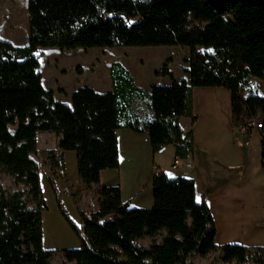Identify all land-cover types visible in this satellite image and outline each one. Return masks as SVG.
I'll list each match as a JSON object with an SVG mask.
<instances>
[{"label": "trees", "instance_id": "trees-1", "mask_svg": "<svg viewBox=\"0 0 264 264\" xmlns=\"http://www.w3.org/2000/svg\"><path fill=\"white\" fill-rule=\"evenodd\" d=\"M27 12L25 45L0 38V264H264V245L214 242L212 213L195 200L190 177L157 170L149 207L129 206L117 186L99 182L100 169L118 165L120 127L146 132L152 152L170 143L178 157L190 153V131L177 120L194 119L195 86L230 91L233 127L262 123L264 159V94H241L251 78L264 80V0H27ZM120 45L187 47L186 76L144 90L111 61V89L79 85L69 104L43 85L37 47ZM134 101H145L150 116H132ZM41 131L56 140L42 151L43 164L62 170L61 151L75 150L82 195L93 201L87 211L77 205L80 227L59 206L76 248L42 246L45 203L34 159Z\"/></svg>", "mask_w": 264, "mask_h": 264}, {"label": "crops", "instance_id": "crops-1", "mask_svg": "<svg viewBox=\"0 0 264 264\" xmlns=\"http://www.w3.org/2000/svg\"><path fill=\"white\" fill-rule=\"evenodd\" d=\"M74 88L62 92L66 100L55 98L69 104ZM93 88L102 92L110 90L111 84L107 89ZM192 107L193 120L190 116H180L177 120L185 133L190 131L192 150L179 157L175 168L171 167L175 156L173 144H165L152 152L146 132L120 127L116 130L118 165L100 169V184L117 186L121 200L129 206L149 207L153 203L152 177L157 170L169 177H190L194 182L195 200H203L212 213L216 244L264 245V159L259 131L232 126L231 94L225 87L195 86ZM150 114L145 101L133 102L132 116L143 118ZM54 146L53 131L37 133L38 149ZM68 151L62 150L61 155L67 152L76 160L75 150ZM61 162L64 163L63 157ZM49 172L48 178L54 184L58 179L63 180L64 193L76 196L82 193L83 186L77 175L68 182L65 168ZM78 225H81L80 214ZM75 245L79 246V239Z\"/></svg>", "mask_w": 264, "mask_h": 264}, {"label": "rangeland", "instance_id": "rangeland-1", "mask_svg": "<svg viewBox=\"0 0 264 264\" xmlns=\"http://www.w3.org/2000/svg\"><path fill=\"white\" fill-rule=\"evenodd\" d=\"M0 38L20 46L28 42L27 0H0ZM204 50H206L204 47L196 46V51ZM188 52L187 47L180 45H120L70 49L50 46L37 47L34 51L40 61L38 70L43 85L55 92L54 97L63 100H66L63 91L79 85H89L99 89L109 88L112 84L109 76L111 61L122 64L141 88H148L152 83L179 80L186 76L183 71L185 63L182 59L188 55ZM163 67L167 69V73L161 72ZM248 88L264 94V80L251 78L241 94L245 95ZM43 150L38 149V153L34 156L41 167L40 185L45 203L41 213L43 248H76V241L78 242L76 234L65 220L59 206L67 217L80 227L77 205L87 211L93 201L82 195L83 191L77 196L74 193H64L63 180L58 179L55 184L53 183L54 187L50 185L49 180L52 179L48 178L49 169L43 164ZM66 150H69L68 153H74V150ZM66 153L61 156L64 159L63 168L66 178L70 182L77 175L76 160Z\"/></svg>", "mask_w": 264, "mask_h": 264}, {"label": "built area", "instance_id": "built-area-1", "mask_svg": "<svg viewBox=\"0 0 264 264\" xmlns=\"http://www.w3.org/2000/svg\"><path fill=\"white\" fill-rule=\"evenodd\" d=\"M240 129H255L257 131L260 130V128H262V123H260V121H257L255 119H250L247 124L245 126H241L239 127ZM260 134V133H259ZM260 139H262V135L260 134ZM179 162V157L177 155L174 156L172 163H171V167L175 168L177 166ZM186 165L188 166L189 163L187 162Z\"/></svg>", "mask_w": 264, "mask_h": 264}, {"label": "snow or ice", "instance_id": "snow-or-ice-1", "mask_svg": "<svg viewBox=\"0 0 264 264\" xmlns=\"http://www.w3.org/2000/svg\"><path fill=\"white\" fill-rule=\"evenodd\" d=\"M198 200H199V198H198Z\"/></svg>", "mask_w": 264, "mask_h": 264}]
</instances>
